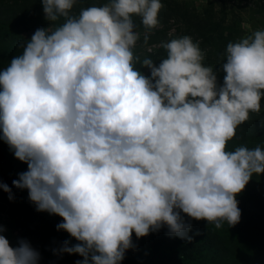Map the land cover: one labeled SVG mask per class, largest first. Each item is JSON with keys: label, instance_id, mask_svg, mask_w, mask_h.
<instances>
[{"label": "clouds", "instance_id": "1", "mask_svg": "<svg viewBox=\"0 0 264 264\" xmlns=\"http://www.w3.org/2000/svg\"><path fill=\"white\" fill-rule=\"evenodd\" d=\"M75 3L42 0L51 26L0 71V139L27 164L12 184L28 190L38 212L62 217L57 230L79 241L54 253L83 257L75 264H121L133 232L167 226L190 242L181 213L217 229L238 224L236 196L264 173V149L227 144L261 111L264 29L228 43L218 86L188 35L161 42L167 55L158 66L134 56L133 17L157 27L161 0H108L70 15ZM0 188L13 199L7 184ZM39 259L27 240L13 248L0 235V264Z\"/></svg>", "mask_w": 264, "mask_h": 264}, {"label": "rangeland", "instance_id": "2", "mask_svg": "<svg viewBox=\"0 0 264 264\" xmlns=\"http://www.w3.org/2000/svg\"><path fill=\"white\" fill-rule=\"evenodd\" d=\"M22 1L28 2L29 0H0V71L8 67L10 61L22 52L21 46L9 38H5L7 35L2 31L4 26L14 22V18L26 15L28 12L26 7L22 4L18 5ZM34 1L38 2L40 6L38 11H34L32 8V14L43 13L42 0ZM84 2L99 6L107 3L108 0H76L77 4ZM161 3L163 7L160 13L164 11L163 19L167 20V30L163 34L166 39L184 35L194 39L198 35V42H200L199 38L203 32L209 33L213 25L219 26L218 34L223 40L221 37L210 38L208 45L202 51L204 54L202 63L205 66L213 67V71L217 75L218 86L223 84L224 77L219 65L215 66V61L220 56H226V52L221 54V50L227 47L230 42H238L241 38L251 35L252 32L264 29V0H161ZM172 15L177 16L180 20L176 21L171 17ZM163 28L165 26H158L155 30ZM34 32H21L19 36L25 41L30 40ZM8 34L9 36L14 35V33ZM160 38L162 35L159 36ZM142 40H144L143 37ZM142 43L138 40L136 47L145 49L146 46L147 50L159 47L158 44L147 46ZM219 43L222 44L219 45ZM215 45H218L219 48L217 46L215 49ZM145 74L150 76V69H147ZM262 100L264 101L263 98ZM262 108H264V104ZM256 114L258 116L260 113ZM258 122H264V117L258 119ZM0 136H2V132H0ZM230 144L232 143L227 144V149L232 151ZM21 172H23L21 161L14 157L8 145L0 139V175L6 176L13 196V199L10 200L9 194L0 189V205L3 206V211L0 212V235L5 236L13 248L18 246V241L21 239L30 242L31 246L40 253L38 264H75L77 260H82L83 257L78 254L54 253V250L59 249L64 241H69L70 246L79 243V241H76L66 231L56 229L58 215L49 214L46 211L38 212L36 206L28 198L27 189H17L13 186L12 181L18 179V174ZM140 240L146 242L147 239L141 238ZM140 240L137 241V244H135L136 242L133 244L140 246ZM143 250H145L144 247L137 252L140 254ZM138 256L129 257L136 259ZM155 256L157 258L154 259V262L159 257L160 260L162 259L161 255L155 254ZM139 264H147L146 259L140 261Z\"/></svg>", "mask_w": 264, "mask_h": 264}, {"label": "trees", "instance_id": "3", "mask_svg": "<svg viewBox=\"0 0 264 264\" xmlns=\"http://www.w3.org/2000/svg\"><path fill=\"white\" fill-rule=\"evenodd\" d=\"M21 4L28 10L26 15L23 14L18 18H14L12 24L10 23L2 28V31L7 35L5 38H9L18 45L25 42V40L19 36L21 32H34L37 29L51 26V22L45 20L44 13L32 14V8H34V11L39 10L40 4L38 2L29 0L28 2L22 1L18 3L19 6H21ZM93 5L97 6V4H89L86 2L80 4L76 3L70 15H78L82 8ZM99 6H102V4ZM163 15L165 16L164 11L158 14V26H165L162 30H155L158 26L151 30L145 29L141 23V18L139 16L133 17L134 23L137 26L136 30L140 35L139 41L142 43V37L144 38L143 33L149 31L150 35L147 46L153 44L159 45L158 48L148 50L146 46L145 49L135 47L133 49L134 56H139L141 61L146 57L151 58L157 66L161 62V59L166 58L167 55L166 49L160 46L161 42H167L173 39V37L170 39L163 37V34H165L167 30V20L163 19ZM171 17L176 21L180 20L177 16L172 15ZM63 22V18L59 19L52 24V28L59 26ZM218 30L219 26L216 24L211 27V32H203L201 34L199 38L201 39L199 47L202 51L203 48L208 45L210 38L221 37V35L218 34ZM7 32L14 33V35L9 36ZM161 35L162 38L159 39ZM198 37L197 35L193 41H199ZM221 40H223L222 37ZM220 44L222 43H219V45ZM217 46L218 45H215V49ZM221 48H223L222 45ZM225 48L221 50V54L226 52ZM225 58L226 56H220L215 61V66L219 65L223 77L226 75L222 68L223 63L226 62V60H224ZM137 68L145 76H149L145 74V71L148 69L147 67L137 65ZM262 98L264 99V97ZM260 103L261 111L258 112L260 114L257 116L256 112L251 113L249 120L240 125L236 130L235 137L228 141V143H232L229 145L232 147V151L239 146H246L249 149H254L256 147L264 149V122H258V119L264 117V108H262L264 101L262 100ZM21 170L23 172L27 170L26 163L21 162ZM0 184L8 185L5 175H0ZM236 199L239 202L238 207L241 210V218L240 222L234 226L229 227L225 223L222 228L217 229L214 225H209V222L206 220H195L188 217L187 214L181 213L184 220L191 224V229L188 232V235L192 237L190 242L176 236L168 235L167 226L162 227L159 231L150 232L147 236L140 238H137L133 232V243L136 242L135 244H137V241L141 238L147 240L146 242L140 240V246L133 244L134 247L126 251L124 259L122 260L123 264H139L143 259H146L147 264H264V173L259 176L253 175L244 190L236 196ZM1 211H3V206L0 205V212ZM61 222L62 217L58 216L56 229L57 224ZM55 233L57 234L56 231ZM142 247H144L145 250L141 251L142 253L139 254L137 251H140ZM155 254L161 255L163 260H160L159 257L158 260L154 262V259L157 258ZM133 255L139 256L136 259L129 257Z\"/></svg>", "mask_w": 264, "mask_h": 264}]
</instances>
